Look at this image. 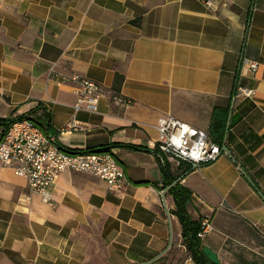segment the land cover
I'll return each instance as SVG.
<instances>
[{
    "label": "crops",
    "instance_id": "crops-1",
    "mask_svg": "<svg viewBox=\"0 0 264 264\" xmlns=\"http://www.w3.org/2000/svg\"><path fill=\"white\" fill-rule=\"evenodd\" d=\"M74 73L131 104L76 111ZM213 112L229 153L167 175L159 117L210 135ZM24 114L67 148L115 145L127 186L66 171L47 203L0 164V264H189L166 186L187 167L189 217L211 221L203 245L221 264H264V0H0V118ZM74 119L83 129L65 130Z\"/></svg>",
    "mask_w": 264,
    "mask_h": 264
},
{
    "label": "built area",
    "instance_id": "built-area-1",
    "mask_svg": "<svg viewBox=\"0 0 264 264\" xmlns=\"http://www.w3.org/2000/svg\"><path fill=\"white\" fill-rule=\"evenodd\" d=\"M248 65L252 72L258 67L255 61H249ZM71 79L78 83L74 103L76 111H96L99 101L104 98L122 106L132 102L121 93L107 89L80 73H74ZM242 92L247 96L253 94L252 89H242ZM157 126L159 141L152 153L162 165L173 164L178 169L182 163L208 164L222 154L221 146L201 127L172 115L159 117ZM80 129L83 127L75 119L65 127L67 131ZM0 164L12 167L17 175L27 180L30 189L39 193L47 203L53 199L51 186L66 171L98 176L107 182L109 190L114 193L125 192L127 186L125 172L112 148L98 152L67 148L29 116L16 119L6 128L0 126ZM200 223V235L204 236L212 228L211 221L205 217ZM189 260V264H194L192 257Z\"/></svg>",
    "mask_w": 264,
    "mask_h": 264
},
{
    "label": "trees",
    "instance_id": "trees-1",
    "mask_svg": "<svg viewBox=\"0 0 264 264\" xmlns=\"http://www.w3.org/2000/svg\"><path fill=\"white\" fill-rule=\"evenodd\" d=\"M118 75L116 76V81H118ZM29 114L19 115L14 118H0V126L8 127L13 121L16 119H23L28 117ZM34 120V119H33ZM34 123L42 128L40 122L34 120ZM46 123L47 126H50V119L46 116ZM227 125V114L225 115L224 119H220L216 117V112H213L212 122L210 126V137L211 139L219 144L222 148L224 146V132ZM119 145V144H117ZM121 146H128L132 148H140L139 146L134 145H123ZM115 145H108V146H98L93 148L84 149L88 152H98V151H105L113 148ZM83 149H81L82 152ZM169 165L165 164L162 165L164 168V172L168 175L169 172ZM191 167L185 168L182 172L179 173V176L169 177L166 182V186H169L168 192L173 196L175 201V209L172 210V213L177 216L179 222L182 225V237L187 249L189 250L191 257L197 264H213L211 263L207 257L203 253V242L202 237L200 235L201 232V223L200 221L192 220L189 217L187 212L186 205L191 197V190L180 183L178 180L179 177H183L188 171H190Z\"/></svg>",
    "mask_w": 264,
    "mask_h": 264
},
{
    "label": "water",
    "instance_id": "water-1",
    "mask_svg": "<svg viewBox=\"0 0 264 264\" xmlns=\"http://www.w3.org/2000/svg\"><path fill=\"white\" fill-rule=\"evenodd\" d=\"M242 60H243V57H241V59H240V65H239V69H240V67H241V62H242ZM222 153L223 152H227V153H229V151H228V147L226 146V145H224V146H222ZM248 177V176H247ZM250 179V178H249ZM251 181V180H250ZM251 183L253 184V185H255L252 181H251ZM167 213L170 215V211H169V209H167ZM203 253H204V255L207 257V259L211 262V263H213V264H221V262H220V259H219V257H218V255H217V253L215 252V251H213L211 248H209L208 246H204L203 247Z\"/></svg>",
    "mask_w": 264,
    "mask_h": 264
},
{
    "label": "rangeland",
    "instance_id": "rangeland-1",
    "mask_svg": "<svg viewBox=\"0 0 264 264\" xmlns=\"http://www.w3.org/2000/svg\"><path fill=\"white\" fill-rule=\"evenodd\" d=\"M174 167V165H172Z\"/></svg>",
    "mask_w": 264,
    "mask_h": 264
}]
</instances>
